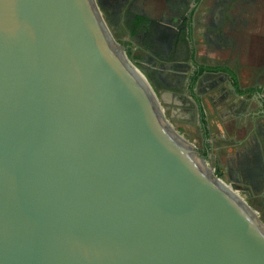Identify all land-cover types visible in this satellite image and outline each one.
<instances>
[{
  "label": "water",
  "instance_id": "obj_1",
  "mask_svg": "<svg viewBox=\"0 0 264 264\" xmlns=\"http://www.w3.org/2000/svg\"><path fill=\"white\" fill-rule=\"evenodd\" d=\"M100 7L0 0V264H264L258 211Z\"/></svg>",
  "mask_w": 264,
  "mask_h": 264
},
{
  "label": "crops",
  "instance_id": "obj_2",
  "mask_svg": "<svg viewBox=\"0 0 264 264\" xmlns=\"http://www.w3.org/2000/svg\"><path fill=\"white\" fill-rule=\"evenodd\" d=\"M198 20L200 26L197 38L204 37L198 42L199 59L214 66L229 68L234 72L237 82L227 72H207L198 81L193 96L196 94L201 100H204L203 94L208 98L214 97L221 117L229 109H235L237 120H243L244 115L246 119L252 118L249 137L252 136L251 146L254 149L239 147L241 141H237L236 148L230 147L229 157L235 159L238 166L243 163L244 168H249L250 181H254V177L258 175L264 183V65L258 66L262 63L259 62L261 58L255 62L252 58L257 52L264 55V0H202ZM185 68L191 69L193 66ZM250 81L252 82L249 83ZM215 86L217 89L213 95L208 90L216 88ZM249 89L254 90V95L249 93ZM240 90L245 92L241 93ZM207 107H204V111L208 120ZM208 109L211 111L210 104ZM198 112L201 127L200 111ZM254 117H258L256 121Z\"/></svg>",
  "mask_w": 264,
  "mask_h": 264
},
{
  "label": "flooded vegetation",
  "instance_id": "obj_3",
  "mask_svg": "<svg viewBox=\"0 0 264 264\" xmlns=\"http://www.w3.org/2000/svg\"><path fill=\"white\" fill-rule=\"evenodd\" d=\"M99 3L106 16L112 15L114 11L121 16L127 42L125 49L136 65L142 66L143 61H149L150 66H154V69L162 68L163 70L158 77L166 86H172L174 77L177 81L183 79L181 83L182 85L185 83L183 92L185 96L194 100L199 114V103L193 96L195 90L192 93L190 86L200 66H214L204 59L201 61L198 57L197 31L202 0H99ZM133 51L143 53L135 54ZM172 66H193V68H185L182 75L178 73L173 75L172 71L175 67ZM207 72L213 71H204L199 74L194 81V88L202 75ZM146 75L151 78L155 88H160L159 82L154 78L155 75ZM180 76L182 77L180 78ZM249 93L254 95L253 91ZM201 103L203 107H206L203 100ZM262 110L264 113V105ZM208 126L209 122L207 124L209 130ZM201 130L204 139L208 140L203 124ZM251 148L254 149L253 146ZM248 169L245 168L246 179L252 185L253 191L261 189L262 209L264 211V183L258 175L254 177V181H250L251 176Z\"/></svg>",
  "mask_w": 264,
  "mask_h": 264
},
{
  "label": "rangeland",
  "instance_id": "obj_4",
  "mask_svg": "<svg viewBox=\"0 0 264 264\" xmlns=\"http://www.w3.org/2000/svg\"><path fill=\"white\" fill-rule=\"evenodd\" d=\"M228 1V0H227ZM103 15L105 12L100 7ZM115 12V11H114ZM112 15L106 16V20L109 24V27L113 34L117 37L119 43L123 46L127 45L126 42V35L124 33V28L121 22V16L117 13ZM105 17V16H104ZM203 25V24H202ZM200 26V25H199ZM198 34V33H197ZM203 37V36H202ZM201 37V38H202ZM201 38H198L201 40ZM204 38V37H203ZM201 42V41H200ZM200 46V45H199ZM126 50V49H125ZM135 54L143 53L141 51H133ZM127 56L132 60V57L129 53ZM242 58V57H241ZM243 58H245L243 56ZM254 58V62L261 58L258 66L264 65V55L262 56L261 53L257 52L256 54L252 55ZM201 59V58H200ZM134 63L135 61L132 60ZM142 62V66L137 67L146 75L151 74L154 78L157 79L158 86L160 88H155L153 85V81L151 82V78L147 77L161 102L162 108L165 111V115L169 118L171 123L174 125L176 129L180 133H182L188 140H190L196 148L201 152L204 144L209 142L211 144V151L210 157L205 158V162L208 166L212 169L214 173L217 174V167L225 172L223 179L230 183L234 181L238 187L235 188L237 192H239L247 202L253 207L255 210L258 211L259 217L264 221V211L262 209V199H261V189L254 190L252 189V185L246 179V170L245 166H242L243 163L237 165V161L234 159H230V147L236 148L237 141H241L239 147H246L251 148V137L250 132L252 129V121L250 118H244L243 120H237V114H235V109L228 110L224 113V117H221L218 112V108L216 103L214 102V97L208 98L206 95L203 94V101L206 107L211 106V111H209L208 107V120H209V137L208 140L204 142V134L202 133L201 127L199 125V117L195 107V104L192 100L185 96L184 91V84H181L183 79L180 81L174 80L172 81V86L164 85L161 80L159 79V73L163 70L162 68H155L154 66H150L149 61ZM136 64V63H135ZM257 65V64H256ZM156 67V66H155ZM175 67V66H172ZM152 70V71H151ZM185 66H176L175 69L172 71V74H180L184 73ZM147 76V75H146ZM182 76H180L181 78ZM250 81L249 83H251ZM171 83V82H170ZM216 87V86H215ZM217 87H212L208 90L210 93H215ZM212 95V94H211ZM186 102V103H185ZM209 103V104H208ZM185 105L188 109L185 110ZM251 117V116H250ZM255 121L258 117H254ZM233 141V143H231ZM260 146L262 144L260 143ZM235 153V152H234ZM246 154H243V156ZM250 160V159H249ZM249 161V165H250ZM227 166V167H224ZM260 184V183H259Z\"/></svg>",
  "mask_w": 264,
  "mask_h": 264
},
{
  "label": "trees",
  "instance_id": "obj_5",
  "mask_svg": "<svg viewBox=\"0 0 264 264\" xmlns=\"http://www.w3.org/2000/svg\"><path fill=\"white\" fill-rule=\"evenodd\" d=\"M127 53H128V51H127ZM204 71H224V72H227V73H229L231 75V77L233 78L235 83L237 82L234 72L232 70H230L229 68L223 67V66H200V69L194 75V81H195L196 77H198V75L203 73ZM194 81L192 82V85L190 86V89H191L192 92H194ZM248 91L250 92V91H254V90L253 89H249ZM240 92L243 93L245 91L244 90H240ZM193 95H194V93H193ZM194 97H195L196 101L199 103V108H200L199 111H200L201 123L203 124V128L205 129L206 139H208V137H209V134H208L209 130L207 129L208 121L206 119V114H205V111H204V107H203V105L201 103L200 97L196 96V94H195ZM263 105H264V103H263ZM210 149H211V144L209 142H206L204 144V147L201 150V154L205 158L210 157ZM217 174L223 177L224 176V171L217 167Z\"/></svg>",
  "mask_w": 264,
  "mask_h": 264
},
{
  "label": "bare ground",
  "instance_id": "obj_6",
  "mask_svg": "<svg viewBox=\"0 0 264 264\" xmlns=\"http://www.w3.org/2000/svg\"><path fill=\"white\" fill-rule=\"evenodd\" d=\"M137 72L139 73V75L145 80V78H144V76H143V74L139 71V70H137Z\"/></svg>",
  "mask_w": 264,
  "mask_h": 264
}]
</instances>
